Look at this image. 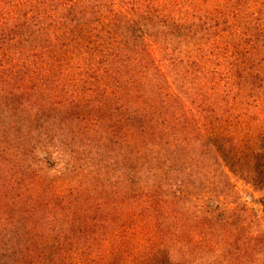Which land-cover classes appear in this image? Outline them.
I'll return each instance as SVG.
<instances>
[{
    "label": "trees",
    "instance_id": "obj_1",
    "mask_svg": "<svg viewBox=\"0 0 264 264\" xmlns=\"http://www.w3.org/2000/svg\"><path fill=\"white\" fill-rule=\"evenodd\" d=\"M240 118L264 0H0V264H256L215 199L225 165L264 183V132L206 129Z\"/></svg>",
    "mask_w": 264,
    "mask_h": 264
},
{
    "label": "rangeland",
    "instance_id": "obj_2",
    "mask_svg": "<svg viewBox=\"0 0 264 264\" xmlns=\"http://www.w3.org/2000/svg\"><path fill=\"white\" fill-rule=\"evenodd\" d=\"M207 130H212L213 134H220L224 138L235 140L234 142L242 148L247 142H252L253 139L258 137L260 132H264V124L261 122L249 123L247 118H240L234 121H225L221 124H215L210 126L207 124ZM234 143V144H235ZM245 148V147H244ZM232 151V155L240 157ZM242 149H239L238 153H241ZM230 166L233 167L232 163ZM238 168V167H237ZM228 173L230 189L219 197V200L215 199V203H222V208H227L228 212L231 209L236 212H242L247 214V221L250 224V228L253 230L252 236L264 237V187L262 182L256 183L250 181V175L248 173H242L239 169L236 172L230 171L229 167H226ZM50 174V173H49ZM45 174L43 176H47ZM54 172L49 177H54ZM42 177V175H41ZM214 200V199H213ZM257 222V224H256ZM264 240V238H263ZM262 259L256 257V264H264V255H261ZM259 260V261H258ZM254 263V261H253Z\"/></svg>",
    "mask_w": 264,
    "mask_h": 264
}]
</instances>
